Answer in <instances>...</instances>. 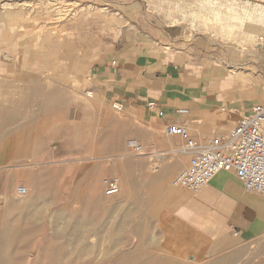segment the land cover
Wrapping results in <instances>:
<instances>
[{
    "label": "crops",
    "instance_id": "crops-1",
    "mask_svg": "<svg viewBox=\"0 0 264 264\" xmlns=\"http://www.w3.org/2000/svg\"><path fill=\"white\" fill-rule=\"evenodd\" d=\"M63 1L75 14L56 28H102L99 46L89 43L81 57L69 56L66 67L73 82L85 81L84 90L91 92L83 98L73 87L69 120L115 137L107 141L113 148L103 150L118 156L120 197L132 200L135 209L150 210L158 248L193 258L205 256L234 230L239 242L264 235V200L245 190L233 170H220L196 193L171 185L190 156L181 137L165 132L167 125H183L199 144L228 133L253 105L264 103V53L224 50L209 36L178 23L143 21L138 9H131L133 3L110 14L101 3L110 0ZM9 13L0 10V28L8 26ZM45 27L39 23L38 28ZM45 45L37 44L38 50ZM12 53L23 63L25 56ZM49 54L44 64L53 71L61 68L55 50ZM5 90L7 97L8 86ZM5 101L3 108L0 100V128H11L13 100ZM98 143L96 135L86 134L69 152L89 154L95 149L89 146ZM134 145L141 146L142 154L131 152Z\"/></svg>",
    "mask_w": 264,
    "mask_h": 264
},
{
    "label": "rangeland",
    "instance_id": "rangeland-1",
    "mask_svg": "<svg viewBox=\"0 0 264 264\" xmlns=\"http://www.w3.org/2000/svg\"><path fill=\"white\" fill-rule=\"evenodd\" d=\"M101 3L110 14L123 3H133L131 9L137 8L143 21L178 23L209 36L224 50L240 51V34L264 22V0ZM0 5L5 14L19 11L15 17L8 16V26L0 28V89L4 91L0 100L3 108L6 99L13 100L14 110L11 128H0V264H115L121 257H135L138 264H264V235L249 242H239L233 235L205 256L193 258L170 256L158 248L152 240L150 210L135 209L132 200L120 197V189L115 195L104 194L103 178L120 180L117 154L103 150L113 148L107 141L112 143L115 137L69 120L73 87L86 98L85 81L73 82L68 72L69 56L70 60L81 57L89 43L99 46L102 28H56L75 14L63 0L0 1ZM231 5L236 12L229 10ZM256 7L262 9L261 15ZM172 12H201L210 17L219 12L228 23L224 28H234V36L227 39L216 29H202L218 28L211 23L193 27L188 20L172 22ZM39 23L46 27L38 28ZM263 33L254 35L247 51L256 50V38ZM45 42L38 50L37 44ZM51 49L61 62L56 71L44 64V55L49 58ZM12 51L25 56L23 63L14 60ZM86 134L97 136L99 143L89 146L95 149L71 155L70 147H76L74 143ZM131 152L135 154L133 148ZM90 182L99 186L98 196L92 197ZM26 185L28 194L19 196L17 187Z\"/></svg>",
    "mask_w": 264,
    "mask_h": 264
},
{
    "label": "built area",
    "instance_id": "built-area-1",
    "mask_svg": "<svg viewBox=\"0 0 264 264\" xmlns=\"http://www.w3.org/2000/svg\"><path fill=\"white\" fill-rule=\"evenodd\" d=\"M255 47L264 53V33L256 38ZM111 64L115 61L112 60ZM83 93L91 96L89 90ZM152 105L148 103V108ZM114 108L119 109L120 106L115 105ZM178 112L185 113L186 110ZM165 132L181 137L185 142L182 149L190 156L188 165L171 181L172 186L196 193L220 170H233L245 190L260 194L264 200V103L253 105L228 133L214 137L206 144L190 138L183 125H167ZM132 147L136 155L142 154L140 145ZM101 183L105 195L119 192L117 178H103ZM17 194L25 195V186H18ZM237 234L238 231L234 230L233 235Z\"/></svg>",
    "mask_w": 264,
    "mask_h": 264
},
{
    "label": "bare ground",
    "instance_id": "bare-ground-1",
    "mask_svg": "<svg viewBox=\"0 0 264 264\" xmlns=\"http://www.w3.org/2000/svg\"><path fill=\"white\" fill-rule=\"evenodd\" d=\"M237 1L238 0H232V2H237ZM228 8L232 12L237 11V10H235V7H233L232 5L229 6ZM255 10H256V12H258L259 15H261V13L263 12L261 8L256 7ZM174 14H177L179 16V18H176V16ZM170 15L172 17L171 18L172 22H176L179 19L188 20L190 22V25L193 27H195V25H207V23H211L213 26H217L218 28H202V29H216L217 32L219 31L220 33H222L227 39L228 38L231 39L232 36H234L233 35L234 34V28H224V27L228 26V23L226 20H224L221 17L219 12L214 13L213 17L202 15L201 12H191L189 14L182 13V12H179V13L172 12ZM261 16L264 17L263 15H261ZM261 24H255V25L249 26L248 28H246V30L243 33L240 34V38H241V40H243V44L241 47L242 51H245L248 49L246 44L253 39L254 35L257 32L264 30V22H262ZM197 29H201V28H197ZM25 187L27 188L26 194H28V186L26 185ZM88 189L91 192L92 197L98 196L99 186L92 184L90 182V187ZM16 193H17V189H16ZM22 196H24V195H22ZM74 225L78 226L80 224L78 223V224H74ZM115 264H138V262H137V259L135 257H132V258L121 257V258H118L116 260Z\"/></svg>",
    "mask_w": 264,
    "mask_h": 264
}]
</instances>
